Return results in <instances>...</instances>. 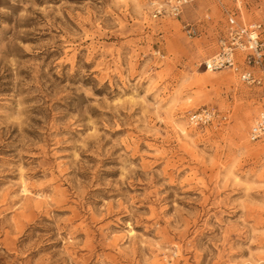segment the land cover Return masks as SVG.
Here are the masks:
<instances>
[{
  "label": "rangeland",
  "instance_id": "374dc122",
  "mask_svg": "<svg viewBox=\"0 0 264 264\" xmlns=\"http://www.w3.org/2000/svg\"><path fill=\"white\" fill-rule=\"evenodd\" d=\"M150 2L0 0V264H264V93L203 66L264 0Z\"/></svg>",
  "mask_w": 264,
  "mask_h": 264
},
{
  "label": "built area",
  "instance_id": "2783aa9c",
  "mask_svg": "<svg viewBox=\"0 0 264 264\" xmlns=\"http://www.w3.org/2000/svg\"><path fill=\"white\" fill-rule=\"evenodd\" d=\"M198 0H151L149 3L154 18L172 16L178 18L183 9ZM218 4L222 0H213ZM225 27L217 40V51L207 58L203 66L214 73L229 71L247 87L260 89L264 93V20L250 24L238 21L233 13L224 9ZM185 32L195 36L196 29L185 25ZM217 115L214 110L202 108L188 115L194 127L211 125ZM224 121V118L220 119ZM250 142L264 139V109L258 113L249 129Z\"/></svg>",
  "mask_w": 264,
  "mask_h": 264
},
{
  "label": "bare ground",
  "instance_id": "6f19581e",
  "mask_svg": "<svg viewBox=\"0 0 264 264\" xmlns=\"http://www.w3.org/2000/svg\"><path fill=\"white\" fill-rule=\"evenodd\" d=\"M206 72H209V73H214V72H212V71H210V70H205Z\"/></svg>",
  "mask_w": 264,
  "mask_h": 264
}]
</instances>
